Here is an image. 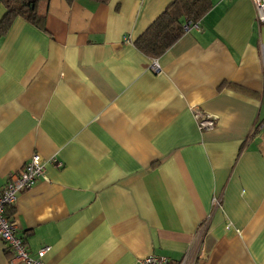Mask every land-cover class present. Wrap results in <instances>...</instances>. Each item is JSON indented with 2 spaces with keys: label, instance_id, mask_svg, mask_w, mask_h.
<instances>
[{
  "label": "crops",
  "instance_id": "1",
  "mask_svg": "<svg viewBox=\"0 0 264 264\" xmlns=\"http://www.w3.org/2000/svg\"><path fill=\"white\" fill-rule=\"evenodd\" d=\"M171 2L49 0L0 34V187L34 153L47 178L7 212L31 257L264 264V25L211 0L154 72L134 40Z\"/></svg>",
  "mask_w": 264,
  "mask_h": 264
},
{
  "label": "trees",
  "instance_id": "2",
  "mask_svg": "<svg viewBox=\"0 0 264 264\" xmlns=\"http://www.w3.org/2000/svg\"><path fill=\"white\" fill-rule=\"evenodd\" d=\"M48 1L0 0L5 8L0 20V34L6 32L16 17L26 19L34 25H41L44 18V8ZM97 1L105 2L106 0ZM210 7L211 0H172L136 37L134 40L135 47L150 58H157L181 37L186 30V24L196 23L208 12ZM11 211L12 206L8 208L7 212L11 213Z\"/></svg>",
  "mask_w": 264,
  "mask_h": 264
},
{
  "label": "built area",
  "instance_id": "3",
  "mask_svg": "<svg viewBox=\"0 0 264 264\" xmlns=\"http://www.w3.org/2000/svg\"><path fill=\"white\" fill-rule=\"evenodd\" d=\"M256 10V20L260 25H264V0H252ZM188 25L186 24V28ZM150 70L159 71V64L155 58H152ZM193 115L196 119L198 128H211L213 119L193 108ZM44 162L39 154L34 153L24 164L23 168L11 174L3 187H0V241L10 252L11 256L20 260L24 264H45L42 260L45 253L50 249L49 246H42L36 252L35 257H31L25 247L23 238L15 234V225L10 217L7 216V209L14 204L16 193L31 186L39 179L47 180L45 175ZM215 198L212 202L215 203ZM170 259L163 255L149 254L137 261V264H170ZM177 264V263H176ZM182 264V263H178Z\"/></svg>",
  "mask_w": 264,
  "mask_h": 264
}]
</instances>
